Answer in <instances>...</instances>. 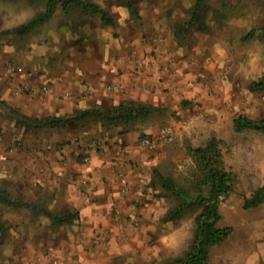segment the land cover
<instances>
[{
	"label": "crops",
	"instance_id": "obj_1",
	"mask_svg": "<svg viewBox=\"0 0 264 264\" xmlns=\"http://www.w3.org/2000/svg\"><path fill=\"white\" fill-rule=\"evenodd\" d=\"M144 6L138 18L142 24L138 20L134 27L136 23L128 17L120 27L124 30L121 35L115 33L113 16L112 23L95 17L92 27L87 23L95 14H84L81 20L62 25L59 31L63 36H70L75 26L81 27L83 39L90 44L52 48L49 57L33 62L17 78L27 83L29 92H16L11 83L3 90L0 99L33 118L69 115L94 104L107 107L129 99L159 109L126 131L121 125L86 118L26 127L8 116L27 130V147L32 153L31 158L13 159L18 168L13 178L16 185L28 186L27 191L18 189L15 197L31 201L34 207L5 204L17 209L19 215L10 226L4 222V234H0V241L10 238L13 247L19 246L15 257L20 264H45L52 257L59 259L58 264H109L122 257L128 253V241L116 239L113 230L102 234L104 229L113 228L111 212L118 198L119 170L130 185L124 205L126 221L135 214L141 221H163L165 213L152 205L157 198L150 194V170L163 155L160 149L140 150L139 138L154 135L161 125L174 123L199 107L207 111L196 122L202 121L204 128L192 133L188 130V134L195 137L208 126V131L224 138V128L229 132L233 129L232 119L226 121L225 108L220 106L226 99L237 100L240 89L236 73L241 69L230 72L236 59L227 57L229 49L223 51L225 46L218 45L216 39L203 43V31L194 25L185 39H177V17L167 15L157 2L155 11L146 7H151L149 2ZM45 85L49 92L43 94ZM121 145L128 154L115 159V149ZM87 153L91 159L85 161ZM42 209L70 212L72 217L56 223ZM93 245L99 248L94 256L90 254ZM2 254L4 250L0 264Z\"/></svg>",
	"mask_w": 264,
	"mask_h": 264
},
{
	"label": "rangeland",
	"instance_id": "obj_2",
	"mask_svg": "<svg viewBox=\"0 0 264 264\" xmlns=\"http://www.w3.org/2000/svg\"><path fill=\"white\" fill-rule=\"evenodd\" d=\"M94 1H97L115 17L117 35H121L124 31L120 27L125 24L128 17L136 23L132 24L134 27L138 26L139 19L142 17V7L146 6L147 2L151 3V7H146L153 8L154 11L157 2L160 9L167 11V15L177 17V23L190 17L192 5L195 2V0ZM42 7L43 0H0V97L4 94L6 84L10 85V83L16 92H29L30 87L27 83L17 78L21 76L23 69L33 62L38 59L43 61L45 57H49L53 53L52 48L59 50L61 44L69 46L83 44V42L90 44L89 40L83 39L79 26L70 30V36L61 35L62 25L69 26L70 22L74 23L83 18L84 13L77 12V10L68 15L57 10L44 24L25 34L4 33L6 28L25 21ZM95 17L101 16L97 14L90 18L88 26L95 25ZM140 23L142 24V21ZM263 25L264 0H204L198 12L197 23L194 27L203 31L201 41L204 43L209 39H216L218 45L225 46L223 51L229 49L226 52L227 57L232 56V59H236V64L231 65L230 72L234 73L241 69L236 73L240 81V89H237L236 94L238 99L229 98L220 105L225 108L226 121H230L237 112L253 118L264 116V90L251 91L248 84L250 80L256 79L264 69L263 46L258 33L247 40L241 38L250 28ZM79 37H82V40ZM64 48L61 51L66 49ZM48 92L49 86H42V93ZM203 110H205L203 107L192 109L187 115ZM181 118V116L176 118V121ZM196 122L197 120L181 127L173 141L160 142L154 148L160 149L163 156L157 159L150 170V194L157 198V202L152 205L166 211L174 203L173 198L156 184L153 169L185 184L194 166L191 156L186 152L185 145L187 143L201 145L211 135H216L221 140L220 146L224 160L236 173L237 178L233 190L220 202L221 224L232 226L233 231L224 241L211 249L210 258L215 264H264V201L254 207H242L244 195H249L254 187L264 182V134L252 130L238 132L232 129L233 132L232 130L229 132L227 128H224L222 132L224 138H222L215 132L208 131L207 126L204 131L194 137L190 135V132L197 131L198 127L204 128L202 121L199 124ZM188 130L189 134L186 132ZM28 138V132L23 126L0 112V186H6L14 196H17L18 189L22 191L28 189L26 183L16 185L13 178V174L18 171L13 159L18 156L25 159L32 157L27 147ZM123 146L115 149V159L119 155L124 157L128 154L126 149L121 151ZM140 150L147 149L140 148ZM85 157L88 158L85 159ZM83 158L88 161L91 156L87 153ZM122 176L126 178L119 170L118 198L111 212L113 228L104 229L102 234L107 235L113 230L112 233L116 239L127 240L128 253L122 257H115L109 261V264H158L173 256L183 254L192 236L193 215L187 213L176 222L158 219L149 223L146 219L141 221L140 215L135 214L127 218L130 222L127 225L124 205L130 192V185L126 178L127 191L123 193L119 190ZM16 210L0 202V217L8 226L19 215ZM18 247H13L10 238L0 241V255L4 250L2 264H20L21 261H16L15 257ZM95 248L98 247L93 245L90 253L92 256L99 254L95 253ZM58 261L57 257H52L45 264H58Z\"/></svg>",
	"mask_w": 264,
	"mask_h": 264
},
{
	"label": "trees",
	"instance_id": "obj_3",
	"mask_svg": "<svg viewBox=\"0 0 264 264\" xmlns=\"http://www.w3.org/2000/svg\"><path fill=\"white\" fill-rule=\"evenodd\" d=\"M204 0H195L190 17L175 25L177 39H185L191 26L197 23L198 12ZM133 8H130L132 10ZM61 10L68 15L72 11L84 14H99L106 23H112L111 13L94 0H43V7L34 12L28 19L15 26L6 28V34H25L44 24L55 11ZM134 10V9H133ZM258 33L264 50V25L252 27L241 38L247 40ZM251 91L264 90V69L256 79L249 83ZM158 107L133 99L107 107L94 104L77 109L69 115H45L29 117L7 102L0 99V112L22 122L26 127H44L54 124H64L70 120L96 119L104 125H121L123 130L133 126L138 120L146 119ZM235 131L252 130L264 134V116L253 118L242 112H237L232 118ZM221 140L211 135L201 145H185L186 152L191 156L194 166L190 171L187 182L179 183L172 176L153 169V175L161 188L174 200L163 216L164 221L176 222L185 214L193 215V231L187 249L181 255L173 256L158 264H215L211 258V249L220 244L233 231L232 226L221 224L222 213L220 202L233 190L236 173L224 160L220 146ZM264 201V182L254 187L249 195H244L242 207H254ZM0 202L14 206L34 207L31 201L15 197L4 187L0 186ZM56 223L67 222L71 219L70 212H53L42 209ZM4 221L0 217V234H4Z\"/></svg>",
	"mask_w": 264,
	"mask_h": 264
},
{
	"label": "built area",
	"instance_id": "obj_4",
	"mask_svg": "<svg viewBox=\"0 0 264 264\" xmlns=\"http://www.w3.org/2000/svg\"><path fill=\"white\" fill-rule=\"evenodd\" d=\"M137 63H140V61H137ZM206 113V110L199 111L197 113L187 115L186 117H182L174 123L163 124L158 128L154 135L140 137L138 140V146L145 149H154L160 142H171L176 138L181 127L191 124L195 120L205 116ZM121 151L123 152L124 150L122 149ZM86 158L88 157H85V159ZM120 182L121 186L119 190L124 193L127 191L126 178L123 176L120 177Z\"/></svg>",
	"mask_w": 264,
	"mask_h": 264
}]
</instances>
